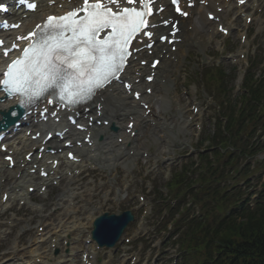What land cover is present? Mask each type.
<instances>
[{"label": "snow or ice", "instance_id": "obj_1", "mask_svg": "<svg viewBox=\"0 0 264 264\" xmlns=\"http://www.w3.org/2000/svg\"><path fill=\"white\" fill-rule=\"evenodd\" d=\"M19 3L29 11L38 7L34 0H19ZM155 3L156 0H81L66 14L48 15L27 34L17 35L10 46H5L6 41L0 39V58L4 59L0 68V90L6 97H16L21 106L45 100L51 105L73 109L97 99V94H102L113 82H121L130 95L141 99V93L134 92L132 84L123 82L121 77L132 55L134 40L147 37L145 47L149 50L153 47L154 33L150 29L157 25L150 24L149 17L154 15ZM187 3L188 7L193 6V0H187ZM170 4L179 15L189 16L181 9L180 0H170ZM5 10V5L0 4V11ZM164 10L160 6L155 12ZM209 19L215 18L209 14ZM162 24H171L172 39L160 36V42H176L179 31L176 24L170 19L163 20ZM4 27L8 28V25L5 23ZM11 27L19 28L20 24ZM220 30L227 34L223 27ZM10 53H14L12 58H9ZM159 63L160 60H153L150 66L155 69ZM153 78L154 74L147 76L148 81ZM147 91L151 93L152 89ZM142 107L147 109L148 105L142 104ZM52 115L58 119L56 111ZM68 119L72 120V117ZM77 127L83 129L82 125ZM132 127V124L128 125L129 131ZM67 143L71 145L72 142ZM68 155L70 159H77L71 152ZM5 159L11 166L12 157L6 156ZM58 163L54 162L53 167ZM41 175L47 176L48 173L41 170Z\"/></svg>", "mask_w": 264, "mask_h": 264}, {"label": "bare ground", "instance_id": "obj_2", "mask_svg": "<svg viewBox=\"0 0 264 264\" xmlns=\"http://www.w3.org/2000/svg\"><path fill=\"white\" fill-rule=\"evenodd\" d=\"M47 0H39V10L35 12L34 14H29L28 18L26 20H23L22 26L20 27V30L27 31L30 30L35 23L42 20L44 16L47 13H53V12H61L58 10L57 6L49 7L46 4ZM66 1V0H65ZM209 2L208 6H200L199 4H196L195 7L191 10V16L186 20L181 22V33L179 36L184 40L186 39H194L196 34L205 32L207 27L212 25L214 22H210L206 19L208 12L214 11L216 16H218L221 20L224 19L225 16H227L228 13H230V4L223 3L224 11L222 13L218 14L216 12L215 3L219 2L221 0H206ZM62 3L60 0L57 2V5ZM162 16L164 18L171 17V11L170 9H167L165 12L162 13ZM12 18H15V20H18L20 18V15L17 13H14ZM173 17V16H172ZM220 20V21H221ZM186 23L187 26H192V31L188 32L186 29ZM160 34L169 31L168 29L159 28L157 29ZM178 47H181V43L177 45ZM164 49H169V53L171 56L175 55L172 52H170V48L166 45H156L153 49L154 56L158 57L163 54ZM188 51L187 49L184 50V53L186 54ZM138 56V60L132 61L130 66L126 70V74L123 76L124 80H127V78L131 79V81L134 83V89L137 91L142 90L143 95L139 102H136L133 100L132 95H127L123 89V86L114 84L111 87H108L106 91H104L102 94L97 96V99L94 101V105L91 107H87L90 109L88 113L82 112L80 115V119L85 123H89V117H93L94 122L97 120L102 121H109V126L114 125L117 128L116 133H110L108 130V127H97L94 126L91 130L93 134V140L94 145L92 148L82 147L77 148L75 147L76 154L79 158H81V161L76 164L68 163L65 158L61 156V154H57L53 157V159H59L62 162V165L64 166L63 170L59 169L57 172H55L53 175L48 176L46 179L33 177L31 175L26 174L24 168H22V163L20 160L23 159V156L25 153H28L32 151L33 147H37L39 141H31L29 138L26 137V131L32 129V131H38L42 127H46L47 129H50L52 126L57 127V124H38L34 125L32 124L31 120L25 121L23 125V133L18 132L14 135L12 139L6 140L5 143L8 144L9 149H13V157L15 160V167L13 169H9L7 167V163L1 160L0 163V180L2 178L8 179V181H5V185L0 183V189L4 190L7 194H11L13 196L11 199L16 200L19 198V200H29L30 199V193L28 192L29 188H34L37 192V195L41 194L42 196L46 195V193L50 190H52L53 186L51 184L54 181H58L61 183H58L61 185V190H59V194L55 196L58 200L51 199L53 202H57L59 200H63L65 198H70L73 200H76V190L74 189V186L78 185V187H82L85 184V176H83L86 171L89 172V175L94 176L96 171L94 170H88L87 167H92L94 165L100 166L99 169H105L109 170L111 165L116 166L121 165L126 169L125 164L127 161L135 160L138 162L139 160V146H143L146 143L147 137L149 135L158 138V140H163L164 143H166V136H159L158 134L161 132L163 133L170 122V125L167 127L171 131H177V135L182 134L183 131L179 128H176L177 125V116L171 115L170 112L166 109L165 102L167 98V90L166 85L162 83V81H159V78H168L167 76L163 77V74L165 72L164 69H166L171 64H174L173 60L167 59L165 55L162 57V64L159 63V67L157 69V77L153 85L146 84L142 79L140 83H135V80L139 78L136 74L142 73V75H145L148 73L149 69L147 67H141L140 61L149 59L146 51H140L136 54ZM159 81V82H158ZM146 88H152L154 91V95L148 96L145 93ZM144 102L145 104L152 105L151 112L149 114L145 113V110L140 107V103ZM11 102H0V111L6 109L8 106L12 105ZM102 105V116H98V112L96 110V105ZM87 115V119H85L83 116ZM134 121L135 126L132 131L136 130V136L132 138L130 135L126 133L127 125L130 122V120ZM62 122V120H61ZM60 122V123H61ZM65 128V127H63ZM73 130L70 129L68 133L66 134V140H71L73 136ZM160 133V134H161ZM9 134H12V131L9 132ZM84 138V137H83ZM102 138V140H99ZM118 138H122V143H118ZM18 142V145L15 146V142ZM63 143L57 142V140H51L46 144V147L49 149H58L62 148ZM133 150V154L131 155L129 152ZM72 151V150H71ZM4 154L0 153V158H2ZM122 163V164H121ZM33 164H37L40 166H45V161H39L37 159V155L34 154L32 156V161L29 164V169L33 168ZM79 171L78 175H75V172ZM117 171V170H116ZM71 173L72 176H69L68 174ZM127 174H130L127 172ZM20 175L17 179L16 176ZM56 178V179H55ZM63 182V183H62ZM80 183V184H79ZM45 187L46 189L40 193L41 188ZM2 196L0 197L1 200ZM49 200V199H47ZM46 201V200H45ZM44 202V200H43ZM90 206L92 205L91 201H88ZM57 207L60 206V203L53 204ZM46 208L45 205H43L41 208L38 209H30V212L34 214L36 217L40 216L39 212H42ZM1 214H7V204H0ZM39 211V212H38ZM66 218L69 219L71 217H74V210H71V206H69V209L66 210ZM1 218V215H0ZM90 219V218H87ZM85 219V221L87 220ZM88 224H91V220L88 222ZM56 232L54 229H52V235L51 240L55 239L54 242L56 243ZM68 233L64 236H67ZM20 239V238H19ZM39 242H45V239H41ZM11 256L12 258L9 259L8 264H12L14 262H17L21 260L20 258H17L19 255V251L17 250V245H15L11 248ZM38 250L32 251L31 257L39 258L40 254L37 252ZM72 255V254H70ZM71 260V259H69ZM72 261V260H71ZM61 261L59 259L50 258L48 259V263L51 264H61Z\"/></svg>", "mask_w": 264, "mask_h": 264}, {"label": "rangeland", "instance_id": "obj_3", "mask_svg": "<svg viewBox=\"0 0 264 264\" xmlns=\"http://www.w3.org/2000/svg\"><path fill=\"white\" fill-rule=\"evenodd\" d=\"M261 16L264 17V14H261ZM254 43L256 44V47L258 50L257 55H260L261 57H263L264 56V35L262 38L256 39ZM211 47H214V45H211ZM211 47H210V44L208 43L201 44L199 41H196L195 45H193L192 53L194 56V63L193 62L191 63L190 69L194 71L190 73L189 80L187 81V83H189L190 81V83L188 84L190 87L189 89L183 87V80H184L183 74L176 76L178 78V87H173L174 78H171V84L169 85V89L171 90V92H173V90H176L177 93L172 95L170 100L168 101V103H170L171 105L169 106L168 103H166V106L170 108L171 115L183 116L182 118L177 119V126L178 128H181L184 131L183 135L181 136L176 135V131L174 132L169 131L168 139L170 140L165 145L160 144V141L157 140V138L153 136H150L147 141L146 150L147 149L150 150L154 163L151 168L146 167L145 169L142 170V172L148 178L144 179V176L140 173V177H137L140 180H138V182L135 183L136 191L138 193H142L146 198L148 197L152 205V207L151 206L147 207L148 210L152 208V213L150 214L149 218H147V222H159L158 215H161L165 218L168 217L166 214L165 208L167 207L169 200H171L174 195L172 193L173 187L169 189L168 186H170V184L167 185V181H169L171 176L174 175V171L176 170V168L182 165L181 163L183 159L187 158L188 160H190V162L192 163L194 162L192 157L190 156V152H189L191 151L190 146L193 148L194 154H195V148H197L198 145L202 141H204V139L206 138L203 136L198 137L199 131L196 129L195 125H199L200 128H202V130L204 131L208 129H210V131H213L214 129L213 126L211 128L209 127V125L210 126L212 125V122H213L212 118L213 116L216 115V111L218 110V105L215 103L214 99L211 100L213 96L209 94L208 86H204V83L205 84L209 83L208 82L209 78L204 73H202V71L206 70L208 66L212 68V66L216 64V61H219L221 68L228 75V77L226 78V89L229 91L233 90V96L235 94L234 79L236 77V74H235L236 72L234 71V66L231 63L227 62L226 60H223L220 54L216 52L214 49H211ZM210 49H211V53L214 54L215 56V58L213 59H210L208 56H206L207 51ZM245 63L250 65L249 61ZM246 64L243 67H246ZM261 67L262 66L260 64L255 65V63L252 67L251 73H254V71L256 72L255 74L256 79L260 77L259 69H261ZM191 83H194V84H191ZM195 91L198 93V97L196 101L194 98ZM189 92H190V96L188 95ZM203 102L210 103L212 105V108L214 109L213 111H215V113H213L214 115L213 114L211 115L212 118L210 117L208 121L206 119V116H204L208 114V110H205ZM189 103H191V105L198 106L199 108L198 114L195 115L194 113H192V108H190ZM203 110H204L203 112L204 115L202 114ZM189 123H191L190 127L186 126V124H189ZM206 145L208 144L206 143ZM180 151L183 152V154H181ZM142 152H144V150H142L141 153ZM160 153L163 154L164 157H162ZM155 157H158V158H155ZM260 157H261V154L258 155L259 167L261 163H264V161L260 160ZM148 159L149 157L148 158L142 157L141 166H143L144 162H146ZM228 160L234 163L233 161L235 160V158L230 157ZM225 162H227V160L221 161V163H225ZM161 164H164V168H161L162 166ZM131 165L133 167H136L135 162H132ZM224 165H226V163ZM236 167L237 165L235 164L233 168H236ZM233 168L226 166V171L230 173V177H235L231 184L238 183L242 181V179L245 180L248 178L250 180V184L253 185L254 187H257L262 175L264 174L263 169L260 173H256L255 172L256 166H251L248 170H243L240 172V174H244V176L241 177L240 175H237L236 172L232 171ZM186 170H187V167H186ZM135 174H137V172H135ZM100 176L101 174H98L95 180L99 178ZM143 180L150 181L151 187L144 186ZM103 186L107 189L108 192L110 191V188H108L107 185H103ZM85 189L80 191L82 192V195L84 194ZM57 191H58L57 188L53 190L55 195ZM160 198H163V200H167V201L161 202L160 200H158ZM113 199H114V193L111 194V197L109 200L110 204H106L104 209H102L104 212H108L110 214H119L124 210H134L137 212V214L140 213V210L137 209L136 207V204H139V203L136 202L135 208H134L133 203L131 202L129 197L120 199L119 203H115ZM134 199L136 200V197ZM143 208H145V206H143ZM155 209H158L160 211L156 212L154 211ZM196 212H198V208L196 209ZM79 215H81V217H88L90 214L88 211H83ZM159 220H162V217H160ZM22 227L23 225L19 226V228L17 229V233L22 230ZM9 233L10 232H2V234H6V235H8ZM0 237H4V235H0ZM84 239L85 237H83L81 243L83 242ZM2 240L3 239L0 238V254L2 252L9 251L11 248L10 245L6 247L1 246ZM10 240H13V239L11 238ZM29 244H30L29 239L24 240L25 246H28ZM154 252L157 254L160 253L158 252V250L157 251L155 250ZM163 260H164V257L161 255L158 258L154 257V260L151 255L150 256L147 255L143 259V262L145 264H154V261L156 262L158 261L159 262L158 264H161V261ZM78 261L79 259H76L77 264H78Z\"/></svg>", "mask_w": 264, "mask_h": 264}, {"label": "trees", "instance_id": "obj_4", "mask_svg": "<svg viewBox=\"0 0 264 264\" xmlns=\"http://www.w3.org/2000/svg\"><path fill=\"white\" fill-rule=\"evenodd\" d=\"M217 195L208 217L188 226L183 241L187 253L201 258L200 264H264V204L254 210L244 203L234 206L227 218L220 215L227 208L226 194Z\"/></svg>", "mask_w": 264, "mask_h": 264}, {"label": "water", "instance_id": "obj_5", "mask_svg": "<svg viewBox=\"0 0 264 264\" xmlns=\"http://www.w3.org/2000/svg\"><path fill=\"white\" fill-rule=\"evenodd\" d=\"M119 235H120V232H118V233H117V235H116V238H115V239H117Z\"/></svg>", "mask_w": 264, "mask_h": 264}]
</instances>
